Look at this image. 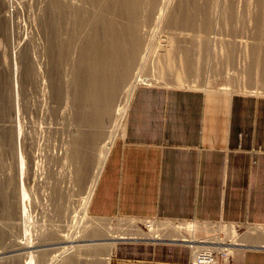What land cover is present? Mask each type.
Listing matches in <instances>:
<instances>
[{"label":"rangeland","instance_id":"1","mask_svg":"<svg viewBox=\"0 0 264 264\" xmlns=\"http://www.w3.org/2000/svg\"><path fill=\"white\" fill-rule=\"evenodd\" d=\"M94 1L95 0H9V1L0 0V188L2 189L4 195H6L5 197L6 200H3L2 198V200L0 201L2 202L0 203L1 204L0 208L3 209V210L0 209V217L3 215L0 218V223L4 222L2 223L3 226L0 224V227L2 226L0 228L1 230L0 231V253H1L0 264H24L27 259V255L29 254L28 252L32 254V257L33 255H35V257H33L34 261H32L34 262V264H45L48 261L47 259H49L48 257H50V254L52 253L55 254L54 252H50L53 249L52 248L49 249L50 248L49 246L46 248L44 247L42 252L46 251L47 253L49 252L50 254L48 253L46 260L44 259V261H42L40 257H38L36 254L38 250H36L33 247L36 244H39L42 240V237L46 234L47 236L45 237L47 239V237L49 236L48 232L51 233L52 231H54L56 232L58 237H60L59 235H64V234L71 235L74 234L73 232L74 229L79 226H81L79 227L80 228L79 230H81L83 227L86 228V229L84 228L85 230H83L85 237L83 238L82 241L75 242L77 244H75L74 242L69 243L71 247L69 250L70 251L71 249L73 250L71 252H68L67 253L68 255L67 256L65 255L64 259L71 262L72 260L71 258H73L74 248H75L79 256L82 255L81 256L82 258L84 257L86 258V260L88 259L87 260L88 264L90 262H92V264H106V263L110 264L113 247L110 248V245H108L105 241H100V240L85 241V240L103 239L105 238L107 233H113V234L114 233L118 234L120 232L126 233L127 232L126 224L131 222H132V226L136 225L138 227V232L150 233L149 231L150 228L146 227L148 223L152 221H165L160 219H138V218L136 219V218H125V217H114V218L93 217L88 213L87 210L89 201L87 202L84 208V213L86 216L85 217L82 216L83 213H81L83 212L82 204H83L84 196L86 195L85 192H87L88 187L90 186L93 180V175L97 167L96 165L98 162V158L103 153L102 150H104V148L106 149V147L104 146H106L108 142H110L108 140L109 137L112 144L113 141L121 134L125 113H126L125 110V112L122 115L123 117L118 122V126L116 127H114V124L117 125L116 120L114 121V119L115 117L117 119V115L116 116L114 115L113 117L114 119L112 117H109L110 119L107 117L104 118L103 122L101 123V127H102L101 130L104 132L100 131L102 132L100 135L94 137L91 136L90 134L92 133L93 129L87 128L89 134L87 138L83 140V141L86 140L85 142L87 144L85 142H82L83 146L78 144V146L80 147L78 148V146L76 147L77 143H74V148H70L71 145L70 143L72 142L73 139L71 137L74 136V141L77 138L79 140L81 136L80 133L82 131V128L75 120V111L77 109L76 102L74 103L73 106L72 104L68 103L69 101L68 96L65 98L67 100H65L63 96L65 97V93H66L65 91H67V93L74 92L75 94L76 91L78 90V88L75 87L76 85L74 86L71 82H73L72 80L75 79L76 73L78 72L77 71L78 68L76 65L77 63L76 58L79 55L78 53H79V49L81 48L80 46L88 38V35H90L91 28L94 29V27L96 26L95 24L99 22L98 20H102L101 18H103V16L104 18H107L108 17L107 15L117 13L119 16L117 14L116 15L119 17L120 23L117 20L118 17H116L114 14H113L114 17L111 15L112 18H114L113 21L117 20L119 24L121 23L124 24L119 25L115 21L116 25L118 24V26L122 28L127 26V24L129 26L131 24L132 26H134L136 32L138 29H140V33L139 30L136 33V36H138L137 38L139 40L137 41L139 43H140L139 38H143V39L146 38V41L149 40L147 41V43L150 42L149 43L150 48L148 47L149 52L148 51H144L145 53L143 52L144 61H142L141 58H139V63L137 64V67L141 71L135 70V72L139 71L138 75H140L141 78L149 76L147 78L151 77L153 79L155 77L158 80L147 82L139 79L140 82L139 83L136 82V84L133 87V91L139 85H162V86L188 87V88H194L200 90H218V91H228V92L264 94V90L260 88H257L256 90L254 89L255 87L252 86L259 84L257 83L259 82L258 73L261 72L262 70L264 71V63L262 62L264 60V57L262 55L264 54V10H263L264 2L263 1L257 0V2H255L256 0H231V1L230 0H225V1L224 0H180V1L169 0L170 2L168 3V5L171 4L172 2L173 3L172 5L167 6L166 9L168 11L166 10V12L164 13L165 14L164 18H162L163 21L161 19V21L159 20L160 22H155L154 19V16L156 15L154 11L157 12L158 10V6L160 3L159 0H158L159 2L157 0H154L155 2L152 0L153 4L154 3L157 4L156 5L157 8L155 7V5H152V2H149L151 0L149 1L136 0L137 2L135 0H131V3L135 2V4H139L135 6L133 5L134 3L131 4L129 0H122V1L120 0V3L118 5H120L123 10L115 9L116 11L114 12L112 10L113 13L110 10L109 11L107 10V8L109 9L110 6L109 5L110 3L106 4L108 2L107 0H104L103 1L104 3L100 2L102 0H96L95 2L98 1L97 2L98 4L97 3L95 4ZM126 1H128L131 6L129 5L128 2L127 4ZM144 1L148 3H145ZM258 2H262V3H259V5L258 4L255 5ZM142 3L144 4V6H142L143 5ZM230 3L231 4L233 3L232 7ZM121 4H124V6L122 7ZM96 5H97V9H96ZM223 5L225 7H223ZM106 6L108 7L106 8ZM126 6H127V11H125ZM129 6L132 8L134 6V8H136L133 10V12L136 11V14L135 12L133 14L134 16H136L135 19L133 15L131 16L127 15L129 12L128 9H130ZM148 6H150L151 8L150 7L148 8ZM151 9H153L152 14L151 12H148L151 11ZM229 10L230 13L226 14V12ZM118 11L119 12L121 11L123 13H121L120 15ZM124 11L127 12V14H125V17L127 18L123 17L125 13ZM222 11L225 13H223ZM168 13L169 14L171 13V15H169ZM142 14L145 16H143ZM148 15L151 17L149 18ZM168 15L171 18L167 17ZM173 15L176 16L174 17ZM111 16H109L108 18H110ZM121 17H123L124 20ZM130 17L132 20L134 19L133 23ZM186 17L189 19H187ZM143 18L145 19V21ZM151 18L152 20L153 19L154 20L153 21L149 20ZM173 20L175 21V23H173L174 25L172 24ZM201 20L203 21L205 20L204 21L205 23L202 22ZM151 21L153 23L155 22L154 25L152 24ZM167 21H169L170 23L167 24ZM128 22L131 23L129 24ZM199 22L203 25H201ZM136 26L139 27L137 28ZM115 27L117 28V26ZM166 41H168V43H166ZM206 43L209 46L208 49ZM162 45L163 46L166 45L165 50H167L166 52L169 51V53L164 52L165 50ZM204 48L208 50L207 53L204 51ZM171 50L172 51L174 50L175 52L173 51L174 52L173 53ZM159 51H161V53ZM177 51L179 52L180 55L177 53ZM228 51L230 53L232 52V54L227 53ZM253 51H255L257 55L255 62L251 60V53ZM159 53L160 55L168 54L170 56L167 57L168 55H166V57L160 58L161 56L159 55L156 56V54ZM171 54H173L174 57L179 55L178 56L179 58L175 59L173 58V56H171ZM223 54L226 56H224ZM171 57L173 58L172 59L173 61L171 60ZM205 57L206 59H204ZM228 57L230 59L229 61L227 60ZM122 59L123 62L125 58ZM124 62L122 63V68H124ZM56 63L57 65H55ZM128 63H130V61ZM56 66L58 70L55 68ZM129 67H131V65ZM55 70L56 72L54 73L53 71ZM249 70L251 72L250 80H248ZM50 71H52L53 73L52 72L50 73ZM169 72H172V74ZM55 74L58 76V78L55 77L56 76ZM117 76H119L118 73ZM47 77L50 78V80L53 79L52 83L55 81H58V83L55 82L56 84L62 83V85L60 84L59 87L64 86L66 83V89L64 87L63 90V87H61L62 88L61 90H63V94H64V95L62 94L63 96H60V99L61 97L63 98L62 100L59 99L56 100L55 98L52 97L53 94L50 93L52 88L50 87V83L49 80H47L48 79ZM121 78L122 79L119 84V89L121 88L120 90L122 91L124 88L123 83L125 81L126 74L124 79L123 77ZM44 81L46 84L44 83ZM47 81L49 85L47 84ZM15 86L17 88H14ZM126 88L127 86H125V89L122 92L125 93ZM120 90L119 92H121ZM124 93L123 94L119 93V94L120 95L122 94L124 97ZM119 94L118 97L120 96ZM122 95L120 96V98L117 99L123 100ZM70 111H71V115L72 112L74 113V124L72 122V119L70 118L71 117ZM16 112L18 119L16 118L15 115ZM13 114L15 116H13ZM67 115L68 117L69 116L70 117L69 118L66 117ZM13 121L15 122L13 123ZM17 135L19 136V139ZM92 137L94 138V144L93 145L92 143L90 144L93 147L90 146V144L87 141L89 140L90 142L91 140H93ZM69 138H71L70 139L71 141L69 140ZM33 153L35 156L33 155ZM20 157L22 159H19ZM20 160L22 161L19 163L20 164L22 163L23 165L22 178L24 182L23 183L24 202L22 206L27 212L26 213L27 226L25 229L26 231L28 229V232L25 235L28 237L25 238L24 240H26L27 243L29 242L28 245H31L29 248H26L22 251L15 250L18 248L16 246L13 247V243H12L13 240L15 239V236L20 234V232L18 231L21 230V228L18 226L19 223L18 224L16 223L18 222L16 216L18 215L17 204L19 198L18 195L15 194L17 193L16 171L20 166V164L18 163V161ZM16 163L19 164L17 169L15 167ZM19 169L18 172H20ZM14 180L16 181L14 182ZM13 184L15 185L14 187H16L15 189L14 187H12ZM15 199L17 200V202H14ZM3 201L5 205L3 204ZM11 202L13 205L11 204ZM6 204L9 207L6 206ZM11 207H13L12 209L14 210H12ZM5 209L7 210L10 209V210L7 211ZM79 209L81 210L79 211ZM3 211L5 212V214ZM6 211L8 214L6 213ZM13 211L17 215L14 214ZM4 217L5 219H3ZM78 217L81 219H79ZM6 218L9 220V222ZM78 221L83 223L81 224ZM99 222L102 224L104 223L103 224L104 226L99 225ZM167 223H171L176 226H184V229L186 230H189L191 228V225L194 224L192 222H172V221ZM13 224L14 225L17 224V225L14 226ZM86 224H88L89 226H87ZM132 226L131 228H133ZM218 226H221V224ZM226 226L229 225H224L225 229L227 228L235 229V231L232 233L230 232H226V233L234 237L236 236L237 239L239 238L238 235L242 234V231H244L248 227H252L246 225H238V226L234 225L230 227H226ZM221 228L223 227L221 226L220 229ZM62 229H64V231ZM110 230L113 232H111ZM54 232H52L53 235ZM28 233L30 234V236ZM175 234L177 233H174V235ZM179 234L181 235V233H178L177 237L175 236L174 239L181 240V237H178ZM182 234H184V236L187 237L186 234H189V232L187 231L182 232ZM195 234L199 236L205 233L202 234L195 233ZM145 236L146 235H144V237ZM138 237L141 236L139 235ZM237 239L234 240V242L241 243V240L238 239L237 241ZM24 240L21 241L23 242ZM52 241L56 242L57 240L56 241L52 240ZM73 244H75L76 246L74 247ZM45 249H49V250H45ZM234 250L232 251V253L234 252ZM69 256H70V260L67 258ZM67 261L64 264H67L68 263ZM72 261H74V263L72 262V264H76V263L85 264V262L82 263V261L75 263L74 258ZM63 262L64 260L62 262L60 260L59 262L58 259L57 261H54L52 264H61V263L63 264Z\"/></svg>","mask_w":264,"mask_h":264},{"label":"crops","instance_id":"2","mask_svg":"<svg viewBox=\"0 0 264 264\" xmlns=\"http://www.w3.org/2000/svg\"><path fill=\"white\" fill-rule=\"evenodd\" d=\"M87 210L192 222L182 232L194 234L252 226L228 264H264V94L137 86ZM146 227L157 237L119 239L110 264H190L191 248L172 228Z\"/></svg>","mask_w":264,"mask_h":264},{"label":"bare ground","instance_id":"3","mask_svg":"<svg viewBox=\"0 0 264 264\" xmlns=\"http://www.w3.org/2000/svg\"><path fill=\"white\" fill-rule=\"evenodd\" d=\"M9 1V0H8ZM96 1V0H95ZM94 1V3L96 4L97 2H95ZM104 0H102V1H100L101 3L103 2ZM108 1V2H107ZM105 3L106 4H108V3H110L109 5V9L107 8L108 6H106V8H107V10L109 11H111L112 12V10H113V12L114 11H116V10H120V9H122L121 8V6L120 5H118L119 3H120V0H107ZM110 1V2H109ZM122 1V0H121ZM130 1V3H131V0H129ZM136 1V0H135ZM149 1V0H148ZM154 1V0H153ZM158 1V0H157ZM160 1V3H159V6H158V10H157V12H155L154 11V13L156 14L155 16H154V19H155V22H160L161 21V19L162 18H164V13L166 12V8H167V6H169V5H172V3L171 4H169L168 5V3L170 2L169 0H159ZM158 1V2H159ZM178 1V0H177ZM180 1V0H179ZM225 1V0H224ZM231 1V0H230ZM259 1V0H258ZM261 1H263L264 2V0H261ZM125 2V1H124ZM128 1H126V3H127ZM133 2V1H132ZM137 2V1H136ZM145 2V1H144ZM143 2V3H144ZM149 2H152V0L151 1H149ZM155 2V1H154ZM248 2V1H247ZM246 2V3H247ZM255 2H257V0L255 1ZM100 3V4H101ZM104 3V2H103ZM123 3V2H122ZM129 3V2H128ZM127 3V4H128ZM130 3H129V5H130ZM134 3V4H133ZM133 3H131V4H133L134 6L135 5H139V4H135V2H133ZM142 3V4H143ZM145 3H148V2H145ZM203 3V2H202ZM259 3H262V2H258V3H256L255 5H259ZM98 4V3H97ZM125 4V3H124ZM124 4H121L122 5V7L124 6ZM149 4H151V3H149ZM226 4V3H225ZM231 4V3H230ZM233 4V3H232ZM232 4H231V7H232ZM235 4V3H234ZM250 4V3H249ZM253 4V3H252ZM126 5V4H125ZM152 5H155V7H156V5L157 4H153V2H152ZM221 5H222V3H221ZM261 5V4H260ZM263 5V4H262ZM93 6V5H92ZM128 6V5H127ZM127 6H126V10L125 11H127ZM131 6V5H130ZM129 6V7H130ZM134 6H133V8L132 7H130V9H128V14H127V12H125L124 13V16L123 17H125V14H127V15H129V16H131V15H133L134 14V12H135V14H136V11H134L133 12V10L134 9H136V8H134ZM141 6V5H140ZM142 6H144V4L142 5ZM237 6H239V5H237ZM11 7V6H10ZM95 7V6H94ZM128 7V8H129ZM139 7V6H138ZM137 7V8H138ZM150 6H148V8H149ZM154 7V8H155ZM223 7H225L224 5H223ZM228 7V6H227ZM104 8V7H103ZM106 8H105V10H106ZM125 8V7H124ZM144 8V7H143ZM142 8V9H143ZM146 8H147V6H146ZM145 8V9H146ZM151 8V7H150ZM157 8V7H156ZM234 8V7H233ZM237 8H239V7H237ZM248 8V7H247ZM258 8V7H257ZM263 8V7H262ZM96 9H97V5H96ZM98 9H99V7H98ZM100 9H102V8H100ZM116 9V10H115ZM139 9V8H138ZM236 9V8H235ZM104 10V11H105ZM123 10V9H122ZM140 10V9H139ZM147 10V9H146ZM150 10V9H149ZM153 9H151V11H148V12H151V14H152V11ZM264 10V9H263ZM5 11V10H4ZM99 11V10H98ZM142 11V10H141ZM168 11V10H167ZM171 11V10H170ZM236 11V10H235ZM242 11V10H241ZM96 12V11H95ZM100 12H101V10H100ZM112 12V13H113ZM119 12V11H118ZM140 12V11H139ZM148 12H147V14H148ZM211 12V11H210ZM223 12V11H222ZM97 13V12H96ZM102 13H103V11H102ZM110 13V12H109ZM121 13H123V12H119V14L121 15ZM145 13V12H144ZM153 13V14H154ZM173 13V12H172ZM223 13H225V12H223ZM228 13H230V10L229 11H227L226 12V14H228ZM8 14V13H7ZM101 14V13H100ZM114 14V13H113ZM113 14H111L112 16H113ZM117 14V13H116ZM116 14H114L116 17H118ZM141 14V13H140ZM139 14V15H140ZM146 14V13H145ZM169 14V13H168ZM232 14V13H231ZM111 15H107L108 17L109 16H111ZM143 15V14H142ZM150 15V14H149ZM148 15V17L150 18L151 16H149ZM167 15V14H166ZM169 15H171V13L169 14ZM167 16V17H169V18H171L170 16ZM220 15V14H219ZM221 15H223V14H221ZM102 16V15H101ZM100 16V17H101ZM106 16V17H107ZM112 16L110 17V18H112ZM141 16V15H140ZM143 16H145V15H143ZM174 16V15H173ZM176 16V15H175ZM174 16V17H175ZM231 16V15H230ZM229 16V17H230ZM236 16V15H235ZM246 16V15H245ZM104 18V16H103V18H101L102 20H98L99 22H97V24H95L94 26V29L93 28H91V31H90V35H88V38L85 40V42L80 46L81 48L79 49V55H78V57L76 58L77 60V63H76V65H77V68H78V74L76 73V77H75V79H73L72 81L73 82H75V83H73V82H71L76 88H78V90L76 91V93L74 94V92H72V93H67V91H65L66 93H65V97L63 96L64 94H63V90H64V87H65V89H66V83H65V85L64 86H61V87H63V90H61L62 88L61 87H59V85L61 84L62 85V83H59V84H56V83H58V81H55V82H53L52 83V81H53V79L52 80H50V78H48L47 80H49V83H50V87L52 88V90H51V92H50V90H49V92L50 93H52L53 94V98H55L56 100L57 99H59V100H62L63 98L65 99L67 96H68V103H70V104H72L73 106H74V103L76 102V106H77V109H76V111H75V120H76V122L81 126V128H82V131H81V136H80V138H79V140H78V138L77 139H75V141H74V134L72 135L73 137H71V138H73L72 139V142L70 143L71 145H70V148H74V143H77V145H76V147L78 146V144L79 145H82L83 143L82 142H85V141H83L84 139H86L87 138V136H88V134H89V131H87L88 129L87 128H92L93 130H92V133L90 134L91 136H97V135H100L102 132H104V131H102L101 129H102V127H101V123L103 122V120H104V118H109V117H114V115L116 116L117 115V119H116V117H115V119H114V121L116 120V124L117 125H115L114 124V127H116V126H118V122L121 120V118L123 117L122 115H123V113L125 112V110H126V108H127V106H128V103H129V99L131 98V93H132V91H133V87H134V85L136 84V82H140V80H144V81H147V82H151V81H155V80H158L157 78H147V77H149V76H147V77H144V78H141L140 77V75H138V72L139 71H141V70H139V68L137 67V64L139 63V58H141V60L142 61H144V59H143V52L144 51H148L149 52V50H148V47H149V43L150 42H148L147 43V41H149V40H147L146 41V38L145 39H143V38H139L140 39V43L138 42L139 40H138V36H136V33L138 32V30H139V33H140V29H138L137 30V32H136V30L134 29V26H132L129 22V24H130V26L127 24V26H125V27H122V28H120L119 26H118V24L120 23V21H119V17H118V21H119V23L117 22V20H115L118 24L116 25V23H115V21H113V19L114 18H112V19H110V18ZM114 17V16H113ZM123 17H121V18H123ZM133 17H134V19H135V17L136 16H134L133 15ZM132 17V18H133ZM148 17H147V19H148ZM166 17V16H165ZM179 17V16H178ZM183 17V16H182ZM212 17V16H211ZM225 17V16H224ZM125 18H127V17H125ZM129 18V17H128ZM153 18V17H152ZM152 18L151 19H149V20H152ZM173 18V17H172ZM180 18V17H179ZM185 18V17H184ZM187 18V17H186ZM235 18V17H234ZM116 19V18H115ZM130 19H131V17H130ZM133 19V20H134ZM140 19H142V18H140ZM144 19V18H143ZM153 19V20H154ZM166 19V18H165ZM187 19H189V18H187ZM223 19V18H222ZM226 19H228V18H226ZM123 20H124V18H123ZM129 20V19H128ZM132 20V19H131ZM130 20V21H131ZM133 20H132V23H133ZM139 20V19H138ZM152 20V21H153ZM160 20V21H159ZM171 20V19H170ZM169 20V21H170ZM182 20V19H181ZM200 20V19H199ZM144 21H145V19H144ZM151 21V22H152ZM162 21H163V19H162ZM169 21H167V24L168 23H170ZM188 21V20H187ZM202 22H204L203 20H201ZM212 21V20H211ZM122 22V21H121ZM124 22V21H123ZM136 22H138V21H136ZM136 22H134V23H136ZM140 22H141V20H140ZM154 22V23H155ZM166 22V21H165ZM181 22V21H180ZM183 22V21H182ZM185 22H186V20H185ZM190 22V21H189ZM220 22V21H219ZM227 22H228V20H227ZM95 23V22H94ZM154 23L152 22V24L154 25ZM163 23V22H162ZM162 23H160V24H162ZM173 23H175V21L173 20V22H172V24ZM177 23H178V21H177ZM176 23V24H177ZM200 23V22H199ZM205 23V22H204ZM11 24V23H10ZM124 24V23H123ZM122 23L121 24H119V25H123ZM147 24H148V22H147ZM151 24V23H150ZM151 24V25H152ZM156 24H158V23H156ZM159 24V25H160ZM166 24V25H167ZM175 24V25H176ZM184 24V23H183ZM182 24V25H183ZM201 24V23H200ZM209 24V23H208ZM92 25H93V23H92ZM136 25V24H135ZM142 25V24H141ZM146 25V24H145ZM174 25V24H173ZM178 25V24H177ZM185 25V24H184ZM201 25H203V24H201ZM115 26H117V28L115 27ZM140 26V25H139ZM139 26H136L137 28L139 27ZM156 26V25H155ZM170 26V25H169ZM206 26V25H205ZM209 26V25H208ZM215 26V25H214ZM11 27V26H10ZM119 27V28H118ZM135 27V28H136ZM141 27V26H140ZM143 27V26H142ZM159 27H161V26H159ZM158 27V28H159ZM165 27V26H164ZM202 27H204V26H202ZM207 27V26H206ZM205 27V28H206ZM210 27V26H209ZM172 28V27H171ZM208 28V27H207ZM173 29V28H172ZM144 30V29H143ZM150 31V30H149ZM177 32V31H176ZM12 33V32H11ZM138 33V34H139ZM181 33V32H180ZM144 34V33H143ZM176 34V33H175ZM13 35V34H12ZM142 35V34H141ZM146 35V34H145ZM140 36V35H139ZM178 36V35H177ZM151 39V38H150ZM13 40V39H12ZM138 40V41H137ZM165 40V39H164ZM167 40V39H166ZM151 41V40H150ZM169 41H170V39H169ZM163 42H165V41H163ZM166 43H168V41H166ZM171 43H174V42H171ZM207 44V43H206ZM164 45V44H163ZM162 45V46H163ZM173 45V44H172ZM179 45V44H178ZM210 45V44H209ZM11 46H13V45H11ZM137 46H138V48H137ZM161 46V45H160ZM166 46V45H165ZM165 46H163L164 47V50H165ZM169 46H170V43H169ZM177 46V45H176ZM175 46V47H176ZM204 47H205V45H204ZM208 44H207V49H208ZM12 48V47H11ZM14 48V47H13ZM150 48V47H149ZM170 48V47H169ZM173 48H174V46H173ZM168 49V48H167ZM171 49V48H170ZM180 49V48H179ZM176 50H177V48H176ZM211 50V49H210ZM162 51H163V49H162ZM167 50H165L164 52H166ZM172 51V50H171ZM170 51V52H171ZM174 51V50H173ZM172 51V52H173ZM204 51L207 53V51L208 50H206L205 48H204ZM212 51V50H211ZM12 52V51H11ZM78 52V51H77ZM147 52V53H148ZM160 53H161V51H159ZM175 52V51H174ZM173 52V53H174ZM137 53V54H136ZM145 53V52H144ZM158 53V52H157ZM160 53L159 54H156V56L157 55H159V56H161L160 58H164V57H166V55H168V54H166V55H164V54H162V55H160ZM163 53V52H162ZM166 53H169V51L168 52H166ZM177 53L179 54V52L177 51ZM176 53V54H177ZM209 53V52H208ZM213 53V52H212ZM227 53H230L229 51L227 52ZM13 54V53H12ZM139 54V55H138ZM222 54V53H221ZM230 54H232V52L230 53ZM14 55V54H13ZM146 55V54H145ZM149 55V54H148ZM164 55V56H163ZM180 55V54H179ZM178 55V56H179ZM206 55H208V54H206ZM224 55V54H223ZM263 55V57H264V54H262ZM163 56V57H162ZM170 55H168L167 57H169ZM171 56H173V54H171ZM178 56H173V58H179ZM224 56H226V55H224ZM146 57V56H145ZM223 57V56H222ZM122 58H125V62H124V68H122ZM172 57H171V60L173 59ZM226 58V57H225ZM256 58H257V55H256V53H255V51H253L252 53H251V60L253 61V62H255V60H256ZM204 59H206V57L204 58ZM215 59V58H214ZM221 59V58H220ZM16 60V59H15ZM134 60H135V62H134ZM159 60V59H158ZM163 60V59H162ZM227 60L229 61L230 59H229V57L227 58ZM130 61V63H128ZM173 61V60H172ZM177 61H178V59H177ZM132 62V63H131ZM263 63H264V60L262 61ZM141 63V62H140ZM143 63V62H142ZM145 63V62H144ZM150 63V62H149ZM175 63V62H174ZM178 63V62H177ZM12 64V63H11ZM154 64V63H153ZM55 65H57V63L55 64ZM131 65V67H129ZM152 65V64H151ZM141 66V65H140ZM153 66V65H152ZM54 67V66H53ZM151 67V66H150ZM21 68V67H20ZM56 69H57V66L55 67ZM130 68V69H129ZM157 68V67H156ZM155 68V69H156ZM15 70V69H14ZM53 70V69H52ZM58 70V69H57ZM61 70V69H60ZM135 70H139L138 72L136 71L135 72ZM169 70V69H168ZM170 71V70H169ZM52 71H50V73H51ZM54 73L56 72V70L55 71H53ZM52 72V73H53ZM59 72V71H58ZM168 72V71H167ZM173 72V71H172ZM172 72H169V73H171L172 74ZM117 73H118V75L119 76H117ZM141 73V72H140ZM258 73V72H257ZM47 74V73H46ZM58 74V73H57ZM125 74H126V78H125ZM13 75H14V73H13ZM56 75V74H55ZM61 75V74H60ZM64 75V74H63ZM142 75H143V73H142ZM148 75V74H147ZM16 76V75H15ZM48 76H50V75H48ZM75 76V75H74ZM144 76H145V74H144ZM19 77V76H18ZM55 77H57L58 78V76L56 75ZM121 77H123V79L125 78V81H124V88H123V90L125 89V86H127V88H126V91H125V93L124 92H122L120 89H119V84H120V81H121ZM140 77V78H139ZM143 77V76H142ZM51 78H54V77H51ZM59 78H60V76H59ZM120 78V79H119ZM250 78H251V72H250V70H249V72H248V80H250ZM56 79V78H55ZM54 79V80H55ZM140 79V80H139ZM258 79H259V82H257V83H259L258 85H252L253 87H255L254 89H256L257 90V88H260V89H262V90H264V71L262 70L261 72H259L258 73ZM14 80H15V78H14ZM21 80V79H20ZM34 80V79H33ZM37 80V79H36ZM58 80V79H57ZM139 80V81H138ZM61 81V80H60ZM67 81V80H66ZM12 82V81H11ZM65 82V81H64ZM63 82V83H64ZM83 82V83H82ZM123 82V81H122ZM121 82V83H122ZM30 83V82H29ZM41 83V82H40ZM44 83H45V81H44ZM20 84V83H19ZM46 84V83H45ZM47 84H48V81H47ZM71 84V85H72ZM49 85V84H48ZM58 85V86H57ZM72 85V86H73ZM39 86V85H38ZM43 86V85H42ZM49 87V86H48ZM14 88H17L16 86L14 87ZM75 88V89H76ZM40 89V88H39ZM48 89H50V88H48ZM252 89V88H251ZM45 90V89H44ZM119 90L121 91V92H119ZM251 91V90H250ZM253 91V90H252ZM260 91V90H259ZM43 92V91H42ZM124 93V97H123V95H122V98H123V100L121 99V100H119V99H117V98H120V94L119 93ZM14 94V93H13ZM51 94V95H52ZM63 94V95H62ZM118 94L120 95L119 97H118ZM15 95V94H14ZM42 96V95H41ZM60 96H63V98L61 97V99H60ZM54 99V100H55ZM14 100V99H13ZM58 100V101H59ZM65 100H67V99H65ZM75 100V101H74ZM117 100H119V101H117ZM62 102V101H61ZM58 103V102H57ZM67 104V103H66ZM63 105H64V103H63ZM44 106H45V104H44ZM14 108V107H13ZM16 108V107H15ZM51 108V107H50ZM57 109V108H56ZM55 109V110H56ZM66 109V108H65ZM46 110V109H45ZM15 111H16V109H15ZM61 112V111H60ZM17 114V112L15 113V115ZM59 114V113H58ZM14 114H13V116H15ZM70 115H71V111H70ZM4 116V115H3ZM61 116V115H60ZM66 117H68V115L66 116ZM70 117V116H69ZM68 117V118H69ZM15 118V117H14ZM13 118V119H14ZM16 118H17V115H16ZM71 119H72V122H73V124H74V113L72 112V115H71V117H70ZM18 119V118H17ZM55 119V118H54ZM110 119V118H109ZM15 120V119H14ZM52 120V119H51ZM113 121V120H112ZM15 121H13V123H14ZM57 122V121H56ZM69 122V121H68ZM54 123H55V121H54ZM60 123V122H59ZM58 123V124H59ZM67 123V122H66ZM65 123V124H66ZM85 123V124H84ZM12 125V124H11ZM113 126V125H112ZM17 127V126H16ZM20 127V126H19ZM66 127V126H65ZM113 127V128H114ZM80 128V129H81ZM66 129V128H65ZM69 129V128H68ZM67 129V130H68ZM86 129V130H85ZM111 129V128H110ZM15 130V129H14ZM21 130H22V128H21ZM66 130V131H67ZM73 130H74V128H73ZM72 130V131H73ZM117 130V129H116ZM19 131V130H18ZM100 131H102V132H100ZM74 132V131H73ZM30 133V132H29ZM18 134V133H17ZM26 134H27V132H26ZM69 134H71V133H69ZM112 134V133H111ZM19 135V134H18ZM17 135V136H18ZM89 135V136H90ZM31 136V135H30ZM67 136V135H66ZM71 136V135H70ZM90 136V137H91ZM89 137V138H90ZM92 137V139L93 140H91L90 142H89V140H87L88 141V143L90 144V143H92V145L94 144V138ZM21 138V137H20ZM71 138H69V140L71 139ZM17 139V138H16ZM18 139H19V136H18ZM98 139V138H97ZM102 139V138H101ZM100 139V140H101ZM112 139V138H111ZM68 140V139H67ZM106 140V139H105ZM110 142H108V144L106 145V146H104V147H106V149L104 148V150H102L103 151V153L101 154V156L98 158V162H97V167H96V169H95V173H94V175H93V180H92V182H91V184H90V186L88 187V190H87V192H85L86 193V195L84 196V200H83V204H82V206H83V208H82V210H83V212H81V213H83V215L82 216H86L85 215V213H84V208H85V206H86V204H87V202L89 201V199H90V197H91V195H92V192H93V189H94V186H95V184H96V181H97V179H98V177H99V174H100V172H101V169H102V167H103V164H104V162H105V159H106V157H107V154H108V150H109V148H110V146H111V140H110V137H109V139H108ZM29 141V140H28ZM33 141V140H32ZM71 141V140H70ZM104 141V140H103ZM11 142V141H10ZM24 142H25V140H24ZM107 142H105V143H107ZM19 143V142H18ZM86 143V142H85ZM87 144V143H86ZM18 145V144H17ZM67 145H69V144H67ZM91 144H90V146H92ZM83 146V145H82ZM87 146V145H86ZM85 146V147H86ZM75 147V148H76ZM93 147V146H92ZM98 147V146H97ZM18 148V147H17ZM78 148H80L79 146H78ZM82 148V147H81ZM88 148V147H87ZM90 148V147H89ZM19 149V148H18ZM17 149V150H18ZM20 153H22V152H20ZM18 154V153H17ZM16 154V155H17ZM65 154H67V153H65ZM20 155V154H19ZM33 155H34V153H33ZM35 156V155H34ZM17 157H19V156H17ZM21 157H22V154H21ZM19 158V159H22V158ZM86 159H87V157H86ZM85 159V160H86ZM22 160H20V161H18V163L19 162H21ZM34 161V160H33ZM18 163H16V169H17V167L19 166V164ZM36 165V164H35ZM34 165V166H35ZM39 165V164H38ZM23 167V165H22V163L20 164V166L18 167V169H19V171L20 172H18V169H17V193H15L16 195H18V211H17V214L13 211V213L14 214H16L15 216L17 217H15L16 219H18V222H16L17 224L19 223V227L21 228V230L20 231H18V232H20V234L19 235H16L15 236V239L13 240V247L14 246H16L18 249H15V250H18V251H22V250H24V249H26V248H29L31 245H28V243L26 242V240H24L25 238H27L28 236H25L26 235V233L28 232V229H27V231H26V223H27V217H26V211H25V209H24V207L22 206L23 205V202H24V196H23V178H22V173H23V171H22V168ZM95 167V166H94ZM39 168H40V166H39ZM38 169V168H37ZM39 170V169H38ZM38 170H37V172H38ZM25 171V170H24ZM13 172V171H12ZM19 173V174H18ZM40 174V173H39ZM19 175V176H18ZM35 175V174H34ZM32 176V175H31ZM33 177V176H32ZM31 177V178H32ZM2 178V177H1ZM35 178V177H34ZM33 178V179H34ZM10 180V179H9ZM16 180H14V182H15ZM5 182V181H4ZM13 182V183H14ZM32 183V182H31ZM15 185L13 184V186L12 187H14ZM16 187H14V189L16 188ZM3 188V187H2ZM9 188V187H8ZM4 189V188H3ZM8 190V189H7ZM14 191V190H13ZM72 191V190H71ZM12 192V191H11ZM7 193V192H6ZM5 193V194H6ZM79 193H81V192H79ZM14 195V194H13ZM12 195V196H13ZM6 195H4V193H3V191H2V189L0 188V201L2 200V198H3V200H6ZM9 197V196H8ZM17 198V197H16ZM13 199V198H12ZM73 199V198H72ZM14 200V199H13ZM9 201V200H8ZM14 202H17V200L15 199V201ZM0 203H2V202H0ZM3 204H4V201H3ZM11 204H12V202H11ZM1 205V204H0ZM5 205V204H4ZM13 205V204H12ZM14 205H15V203H14ZM80 205H81V203H80ZM79 205V206H80ZM6 206H8L7 204H6ZM5 206V207H6ZM69 206V205H68ZM9 207V206H8ZM78 207V206H77ZM3 208H4V206H3ZM7 208V207H6ZM13 207H11V209H12ZM15 208V207H14ZM71 208V207H70ZM0 209H2V208H0ZM3 210V209H2ZM5 210H7V209H5ZM8 210H10V209H8ZM7 210V211H8ZM12 210H14V209H12ZM68 210V209H67ZM75 210V209H74ZM81 209H79V211H80ZM7 211H6V213H7ZM72 211V210H71ZM70 211V212H71ZM2 212V211H1ZM4 212V211H3ZM10 212V211H9ZM61 213V212H60ZM3 214V213H2ZM4 214H5V212H4ZM8 214V213H7ZM63 214V213H62ZM71 214V213H70ZM75 215H76V213H75ZM3 216V215H2ZM1 216V217H2ZM8 216V215H7ZM7 216H5V217H7ZM10 216V215H9ZM0 217V218H1ZM5 217L3 218V219H5ZM73 217V216H72ZM79 217H81V216H79ZM78 217V218H79ZM84 217H82V218H84ZM10 218V217H9ZM13 218V217H12ZM7 219V218H6ZM79 219H81V218H79ZM79 219H77V220H79ZM8 220V219H7ZM12 220V219H11ZM13 220H15V219H13ZM2 221V220H1ZM3 221H6V220H3ZM61 221V220H60ZM82 221V220H81ZM8 222H9V220H8ZM13 222V221H12ZM79 222V221H78ZM77 222V223H78ZM83 222H84V220H83ZM82 222V223H83ZM101 222V221H100ZM99 222V225H102V226H104L102 223H100ZM2 223H4V222H2ZM2 223H0L1 225H2ZM14 223V222H13ZM77 223H76V225H77ZM79 223H81V222H79ZM78 223V224H79ZM81 223V224H82ZM10 224V223H9ZM8 224V225H9ZM16 224V225H17ZM50 224V223H49ZM95 224V223H94ZM105 224H106V222H105ZM14 225V224H13ZM16 225H14V226H16ZM62 225V224H61ZM87 226H89L88 224H86ZM85 225V226H86ZM134 225V224H133ZM160 226V227H164V228H168V227H170V228H172L174 231H173V234L174 233H176L177 232V234L178 233H181V235L179 236L178 235V237H181V239H182V241H185V240H187V238L184 236V234H182V229H184L182 226H175V225H171V224H164V223H155V222H150V223H148L146 226H148V227H153V226ZM178 225V224H177ZM3 226V225H2ZM1 226V227H2ZM17 226V227H18ZM79 226V225H78ZM86 226V227H87ZM94 226V225H93ZM130 226H132V222L131 223H127L126 224V227L128 228L126 231V233L125 232H120V233H107V235L105 236V238H103V239H86L85 241H94V240H100V241H105L108 245H110V248L111 247H113L114 246V244H115V240H118V239H123V238H132V237H138L139 235L140 236H144V234H143V232H138V230H137V232L136 233H134V232H132L131 230H130ZM0 227V228H1ZM79 227H81V226H79ZM79 227H77V228H75L74 229V234H71V235H68V234H64V235H59L60 237H58V235L56 234V232H54V231H52V232H54V235L52 234V232L50 233V232H48V237H47V239H46V237L45 236H47V234L46 235H44L43 237H42V240H41V242L39 243V244H36L33 248H35L36 250H38L37 252H36V254H37V256L38 257H40V259L42 260V261H44V259L46 260V258H47V256H48V253L46 252V251H44V252H42V250L44 249V247L46 248V247H50L49 249H53L52 251H50V252H54L55 254H50V257H48L49 259H47L48 261L45 263V264H52L54 261H57L58 259H59V262H60V260H61V262L64 260V262H63V264L67 261L66 259H64V257H65V255L67 256L68 254V252H71L73 249H71V251L69 250L71 247H70V245H69V243H72V242H80V241H82L83 240V238L85 237V234L83 233L84 231L83 230H85L86 228L85 227H83L81 230H79L80 228ZM98 227V226H97ZM14 228H16V227H14ZM73 228V227H72ZM72 228H71V230H72ZM85 228V229H84ZM254 228V227H253ZM169 229V228H168ZM172 229H170V230H172ZM255 229V228H254ZM15 230H17V229H15ZM34 230V229H33ZM63 231H64V229H62ZM214 230H216V229H214ZM213 230V231H214ZM255 230H257V229H255ZM264 230V229H263ZM262 230V231H263ZM1 231V230H0ZM22 231V232H21ZM81 231V232H80ZM111 231V230H110ZM122 231V230H121ZM216 231H224V232H230V233H232V232H234L235 231V229H233V228H231V229H223V228H221V229H217ZM247 231V230H246ZM258 231V230H257ZM257 231H256V233H257ZM260 231H261V229H260ZM30 232V231H29ZM35 232V231H34ZM42 232V231H41ZM47 232V231H46ZM68 232V231H67ZM111 232H113V231H111ZM114 232H115V230H114ZM119 232V231H118ZM252 232H254V231H252ZM9 233V232H8ZM7 233V234H8ZM15 233H17V232H15ZM50 233V234H49ZM247 233V232H246ZM255 233V232H254ZM259 233V232H258ZM263 233V232H262ZM29 234V233H28ZM27 234V235H28ZM59 234H60V232H59ZM82 234H84V235H82ZM173 234H171L172 236H173ZM177 234H176V237H177ZM194 233H189V236L190 237H192V235H193ZM240 234V233H239ZM245 234V233H244ZM264 234V233H263ZM42 235V234H41ZM157 235L158 234H155V232H150V233H148V235H146V236H149V237H152V238H156L157 237ZM8 236H10V235H8ZM21 236H23V237H21ZM29 236H30V234H29ZM88 236V235H87ZM190 237H188V238H190ZM238 237L241 239V236L240 235H238ZM238 238V239H239ZM253 238V237H252ZM24 240L23 242L21 241V240ZM158 239H160V238H158ZM231 240H230V244L232 245V246H230L229 248H228V250L232 253V251L236 248V247H238L239 245H240V243H236V242H234V240H236L237 239V237L235 236H232L231 238H230ZM238 239H237V241H238ZM52 240H57L56 242H53ZM188 240H190V239H188ZM195 240L196 241H194V243L192 244V247L193 248H195V247H197V245H196V242H198L197 240H203V238H195ZM8 241H9V238H8ZM30 241V240H29ZM33 241H35V240H33ZM254 242V241H253ZM256 242V241H255ZM258 242V241H257ZM90 243V242H89ZM25 244V245H24ZM35 244V243H34ZM33 244V245H34ZM75 244H77V243H75ZM75 244H73L74 245V247L76 246ZM32 245V246H33ZM94 245V244H93ZM189 245V244H188ZM78 246V245H77ZM80 246V245H79ZM84 246V245H83ZM86 246V245H85ZM89 246V245H88ZM32 248V247H31ZM84 248V247H83ZM49 249H45V250H49ZM35 250V251H36ZM41 250V251H40ZM69 250V251H68ZM40 251V252H39ZM11 252V251H10ZM13 252H14V250H13ZM28 252V251H27ZM26 252V253H27ZM29 253V254H28ZM27 254V259H26V261H25V263L24 264H34V262H32V261H34L33 259V257H35V255H33V257H32V254L30 253V252H28ZM57 253V254H56ZM73 253V252H72ZM84 254V253H83ZM0 255H1V253H0ZM89 255V254H88ZM87 255V256H88ZM37 256H36V258H37ZM82 256V255H81ZM81 256H79V254H78V252L76 251V249L74 248V255H73V258L75 259V263L76 262H79V261H82V263H84L85 262V264H88L87 262V260H86V258H82ZM85 256V255H84ZM72 257V256H71ZM106 257V256H105ZM108 257H109V255H108ZM69 260H70V256L69 257H67ZM73 258H71L72 260H73ZM82 258V259H81ZM89 258V257H88ZM106 259V258H105ZM36 260V259H35ZM71 260V262L70 261H67L68 263L67 264H72V262L74 263V261H72ZM108 260V259H107ZM62 264V263H61ZM77 264V263H76ZM89 264H92V262H90ZM106 264H108V263H106Z\"/></svg>","mask_w":264,"mask_h":264},{"label":"built area","instance_id":"4","mask_svg":"<svg viewBox=\"0 0 264 264\" xmlns=\"http://www.w3.org/2000/svg\"><path fill=\"white\" fill-rule=\"evenodd\" d=\"M187 240L179 241L189 244L192 257L190 264H228L230 255L232 254L228 248L230 244V234L224 231H211L200 236L203 240H197V247L193 248L195 238H200L193 234L192 237L186 234ZM190 237V238H188ZM190 239V240H188Z\"/></svg>","mask_w":264,"mask_h":264}]
</instances>
